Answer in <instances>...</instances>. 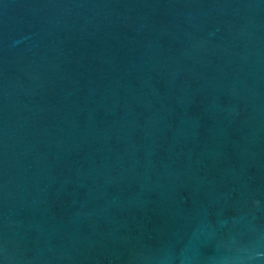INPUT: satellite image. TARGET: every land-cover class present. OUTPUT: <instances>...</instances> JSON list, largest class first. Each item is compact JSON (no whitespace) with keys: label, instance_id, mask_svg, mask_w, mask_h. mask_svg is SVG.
<instances>
[{"label":"water","instance_id":"1","mask_svg":"<svg viewBox=\"0 0 264 264\" xmlns=\"http://www.w3.org/2000/svg\"><path fill=\"white\" fill-rule=\"evenodd\" d=\"M0 264H264V0H0Z\"/></svg>","mask_w":264,"mask_h":264}]
</instances>
